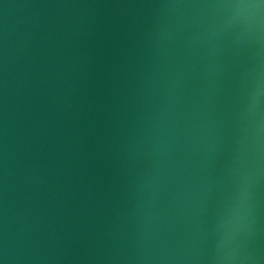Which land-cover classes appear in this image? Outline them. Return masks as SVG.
<instances>
[{
	"label": "water",
	"instance_id": "1",
	"mask_svg": "<svg viewBox=\"0 0 264 264\" xmlns=\"http://www.w3.org/2000/svg\"><path fill=\"white\" fill-rule=\"evenodd\" d=\"M0 264H264V3L0 0Z\"/></svg>",
	"mask_w": 264,
	"mask_h": 264
},
{
	"label": "clouds",
	"instance_id": "2",
	"mask_svg": "<svg viewBox=\"0 0 264 264\" xmlns=\"http://www.w3.org/2000/svg\"><path fill=\"white\" fill-rule=\"evenodd\" d=\"M261 3H264V0H261ZM235 7L239 8H251V7H258V5H253V4H237Z\"/></svg>",
	"mask_w": 264,
	"mask_h": 264
}]
</instances>
